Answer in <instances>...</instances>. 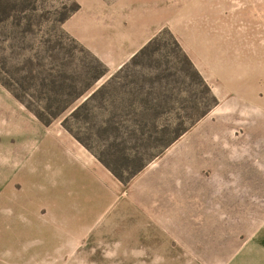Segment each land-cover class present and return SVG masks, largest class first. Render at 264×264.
<instances>
[{
    "label": "rangeland",
    "instance_id": "374dc122",
    "mask_svg": "<svg viewBox=\"0 0 264 264\" xmlns=\"http://www.w3.org/2000/svg\"><path fill=\"white\" fill-rule=\"evenodd\" d=\"M0 264H264V0H0Z\"/></svg>",
    "mask_w": 264,
    "mask_h": 264
}]
</instances>
